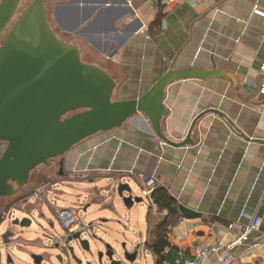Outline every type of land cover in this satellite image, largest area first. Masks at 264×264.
<instances>
[{
	"label": "crops",
	"instance_id": "crops-1",
	"mask_svg": "<svg viewBox=\"0 0 264 264\" xmlns=\"http://www.w3.org/2000/svg\"><path fill=\"white\" fill-rule=\"evenodd\" d=\"M254 7L264 10V0H47L50 24L61 37L74 36L73 41L90 46L78 34L83 31L103 50L120 46L111 59L98 49L108 63L119 66L107 71L116 81L114 100L144 95L171 68L208 74L177 80L166 89L161 132L174 145L138 115L84 139L59 160L61 180L81 181L71 186L73 205L82 200V191L93 196L85 205L99 203V213L91 208L88 221L100 224L95 232L105 243L111 244L101 233L124 217L112 183H129L137 196L145 180L155 176L156 187H166L179 206L199 213L188 217L179 209L180 219L167 232L170 246L163 264H186L196 246L236 240L229 225L247 226L256 215L263 218L260 230L250 231L248 240L232 250L231 264H264V96L259 92L264 20L253 13ZM89 17L94 19L93 35L80 29ZM131 31L133 35L126 34ZM211 108L221 114L201 116L190 143L177 145L187 139L195 118ZM38 187L28 189L27 197ZM166 214L152 203L148 207L145 249L150 225ZM223 255L214 254L201 264H224Z\"/></svg>",
	"mask_w": 264,
	"mask_h": 264
},
{
	"label": "water",
	"instance_id": "water-1",
	"mask_svg": "<svg viewBox=\"0 0 264 264\" xmlns=\"http://www.w3.org/2000/svg\"><path fill=\"white\" fill-rule=\"evenodd\" d=\"M21 1L0 2V35L15 17ZM133 33L126 34L131 36ZM78 34L96 49L104 51L108 58H113L119 51L120 46L110 51L103 50L93 36L83 31H78ZM207 76L196 68H171L144 95L135 99L114 100L115 79L103 68L83 62L79 47L66 43L53 32L45 1L33 0L0 45V142L7 143L0 156V199L16 192L12 183L23 187L39 166H47L49 160L63 156L84 139L100 131L120 127L138 115L149 119L150 128L159 138L174 145L161 132L162 119L167 115L163 104L166 89L186 77ZM207 113L221 114L215 108L201 112L193 121L187 139L177 145L190 143L196 121ZM107 180L111 182L113 179ZM69 182L76 185L81 181ZM92 184L90 182L89 185ZM109 186L111 184L107 188ZM112 186L115 187L116 200L129 210L141 204L142 198L134 195L129 183L118 180ZM82 192L79 196L82 200L76 202L80 229L69 233L55 210L61 230H56L57 225L53 222H50V230L40 225L43 237L51 244H44L42 239L33 242L34 246H44L45 253L35 256L30 264H135L140 260L142 244L133 246L134 250L129 252L124 243L122 248L126 251L120 254L112 244L105 243L95 232L100 224L88 221L91 208L99 213V203L92 201L85 205L84 201L92 200L93 196L90 191ZM126 192L129 195H125ZM39 201L46 202L54 210L47 198ZM26 203L27 214L22 219L13 220L15 228L30 227L34 210L40 213L37 205H31L29 201ZM179 209L188 217L199 215L183 205ZM5 216L11 217L9 213ZM41 216L44 217V214L41 213ZM22 240L23 236L11 229L3 234L0 264H14L12 254L13 251H20L18 247Z\"/></svg>",
	"mask_w": 264,
	"mask_h": 264
},
{
	"label": "rangeland",
	"instance_id": "rangeland-1",
	"mask_svg": "<svg viewBox=\"0 0 264 264\" xmlns=\"http://www.w3.org/2000/svg\"><path fill=\"white\" fill-rule=\"evenodd\" d=\"M2 0H0L1 2ZM33 0H22L19 6L18 12L16 13L15 17L9 23L7 28L2 32L0 35V45L6 39L9 31L12 29L13 25L15 24L16 20L22 14V12L29 6V4ZM45 1L46 9H47V0ZM48 12V9H47ZM49 21V15H48ZM50 23V22H49ZM51 26V25H50ZM51 28H53L51 26ZM56 34V33H55ZM58 36V35H57ZM59 38H61L59 36ZM76 40V39H75ZM81 47L82 53V61L86 63L95 64L99 67H102L104 70L108 72H113L114 70L118 69V65L114 63H108L105 57L99 54L98 49L91 45L88 46L87 44L83 45L80 42L74 41ZM93 61V62H92ZM97 64H96V63ZM114 97V96H113ZM114 99V98H113ZM1 144V143H0ZM0 147V156L7 148L6 143L1 144ZM62 156L53 158L49 160V164L41 165L37 169H35L28 180V182L23 186L19 187L16 183H12L13 189L16 192L13 195L2 197L0 199V215H4V213H9L6 219H4L3 224L0 227V245L2 243V236L5 232L9 229L14 230L16 234L23 236V240L20 242V246L18 247L20 251H13L12 258L14 259V264H30L34 262V257L39 256L45 253L44 246L41 248L39 246H34L33 242H36L38 239H42L44 244H51L46 238L43 237V227L50 230V222H53L57 227L56 230H61L58 226L59 219L56 216L55 210L63 209V208H72L77 212L74 198V190L71 188V184L67 181L61 180V177L58 175L59 171L62 172V165L59 164V160ZM66 170V169H65ZM56 182V183H55ZM48 184L49 186L46 188V196L45 198L48 199L49 203L54 207L52 211L49 207V204L46 202H40V196L38 193H33L31 197H27V194L30 190L35 189L36 186ZM79 184H76L77 187ZM30 189V190H28ZM125 195H129L127 192ZM136 195L139 198H142V202L140 206L135 205L131 210H129L123 203H119V212L124 214L122 219L117 220L116 222H112L110 225L109 230L106 232L101 233V235H105L107 240L113 244L114 247L119 251L120 254H123V251H126L125 248L123 250L122 245L125 243L128 246V251L132 252L134 250L133 246H137L139 244L144 243L146 238V213L148 207L151 206V202L148 198H145L142 194L141 188H139L136 192ZM27 199H29V203L31 205H38L40 213L38 214L36 210H34V214L32 215V224L28 228H21V227H14L12 222L14 219L19 218L22 219L26 216V211L28 210L24 206L27 205ZM17 201V202H16ZM16 202V204H15ZM39 202V203H38ZM14 204V208L8 210V206ZM8 210V211H7ZM132 211L134 214L129 216V212ZM41 213L44 214V217L41 216ZM7 215V214H6ZM79 215V214H78ZM80 216V215H79ZM137 218L140 219L137 220ZM43 227H41V226ZM141 251L139 253V259L135 262V264H153V257L149 249H145L144 245L141 246ZM119 256V255H118ZM116 255V257H118ZM127 264H133L128 263Z\"/></svg>",
	"mask_w": 264,
	"mask_h": 264
},
{
	"label": "built area",
	"instance_id": "built-area-1",
	"mask_svg": "<svg viewBox=\"0 0 264 264\" xmlns=\"http://www.w3.org/2000/svg\"><path fill=\"white\" fill-rule=\"evenodd\" d=\"M165 3H172L175 0H163ZM253 13L259 15L264 20V10L259 7L253 8ZM261 71L264 73V61L261 63L260 66ZM259 92L261 95L264 96V81L262 82ZM147 120H149L147 118ZM48 184H44L42 186H39L35 193H38L40 197L45 196V190L48 187ZM156 188V178L155 176H151L145 180L143 188H142V194L145 198H148L150 202L154 204L152 199V193L154 189ZM57 216L59 217L61 223L63 226L67 229L69 233H74L78 231L81 227L80 219L77 213H75L73 210L69 208H63L57 210ZM263 224V218L261 216H253L251 219V222L247 226H242L240 224L232 223L229 225L231 229H233L238 237L236 240L228 242V243H218V244H212V245H205V246H196L194 247V257L191 259H187L186 264H201L210 256L214 254H220L224 253L222 256V261L224 264H231L233 257L231 256L232 250L238 246L243 244L245 241L249 238L250 231L253 230H260L261 226ZM259 246V244H253L252 247Z\"/></svg>",
	"mask_w": 264,
	"mask_h": 264
},
{
	"label": "trees",
	"instance_id": "trees-1",
	"mask_svg": "<svg viewBox=\"0 0 264 264\" xmlns=\"http://www.w3.org/2000/svg\"><path fill=\"white\" fill-rule=\"evenodd\" d=\"M152 199L154 204L158 206L159 211L167 212V214L159 222L150 225L149 234L151 239L146 242V247L155 255L156 264H163L165 261V251L170 246L167 233L168 229L180 219L181 214L177 199L170 194L166 187H156L152 193ZM13 206L14 204H11L8 210ZM3 220V215H0V224Z\"/></svg>",
	"mask_w": 264,
	"mask_h": 264
},
{
	"label": "flooded vegetation",
	"instance_id": "flooded-vegetation-1",
	"mask_svg": "<svg viewBox=\"0 0 264 264\" xmlns=\"http://www.w3.org/2000/svg\"><path fill=\"white\" fill-rule=\"evenodd\" d=\"M93 18L92 17H89V18H86L85 20H84V23H82V25H81V27H80V29L82 30V29H86V30H88V31H90L91 33L90 34H92L93 33V30H94V27H93ZM51 25V24H50ZM52 30H53V32H55L56 33V35H58L57 34V32L52 28ZM93 35V34H92ZM60 35H58V37H59ZM61 37V36H60ZM73 37L74 36H69V35H66V36H64V37H61V39H63L66 43H73V44H76L72 39H73ZM93 38H94V36H93ZM78 47H79V50H80V56H82V53H83V51L81 50V47L78 45V44H76ZM82 59V58H81ZM109 59H111V58H109ZM1 144L2 143H5V142H0ZM1 144H0V147H2L1 146ZM7 144V143H6ZM59 172H60V170H58ZM59 175V174H58ZM46 185V184H45ZM9 207V206H8ZM8 209V208H7ZM8 211V210H7Z\"/></svg>",
	"mask_w": 264,
	"mask_h": 264
}]
</instances>
